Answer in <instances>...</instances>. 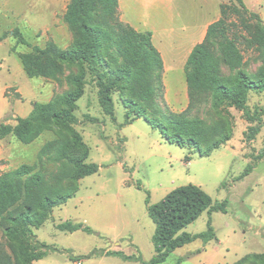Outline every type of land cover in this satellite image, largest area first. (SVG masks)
<instances>
[{"label": "rangeland", "instance_id": "1", "mask_svg": "<svg viewBox=\"0 0 264 264\" xmlns=\"http://www.w3.org/2000/svg\"><path fill=\"white\" fill-rule=\"evenodd\" d=\"M173 1L175 13L180 5L189 2ZM243 1L256 14L250 18L252 22L260 20L264 24V0ZM229 2L238 5L236 0L226 3ZM69 3L70 0H0V121L15 124L17 117L31 112L34 102H48L73 87L67 76L77 73V67H66L54 78H30L19 58L20 53L31 51L33 46L44 47L51 41L62 49L73 46L75 34L64 19ZM240 11L231 16L236 24L231 36L236 38L243 53L244 70L253 78H264V54L246 45L241 23L243 10ZM14 30L20 31L27 43H18ZM221 69L224 75L231 74L226 65ZM176 75L175 82L185 91L184 70ZM162 82L160 102L175 112L185 111L190 102L187 89L183 95L174 96L172 92L179 89L172 88L169 99L164 70ZM124 97L119 92L113 95V120L103 113L95 84L86 85L84 95L78 100L75 112L79 122L74 128L89 149L86 161L99 164L100 169L82 178L76 195L55 207L45 223L34 229L38 240L54 248L34 264H147L155 254L152 241L155 223L148 214V205L188 184L202 187L214 201L227 200V212L212 213L217 238L208 243L196 239L185 244L170 253L162 264H177L180 258H183L180 264H264V160L254 161L252 171L239 178L252 163L253 155L264 148V116L259 133L248 139L246 134L253 123L242 111L230 108L231 139L209 156H201L194 148L168 142L160 130L142 117L126 123ZM262 105L264 91H252L250 108ZM85 114L98 121L87 120ZM188 116L204 120L219 132L223 130L224 115L215 111L209 101L199 103ZM69 137V132L52 128L29 144L12 135L0 139V173L30 164L49 182H53L51 176L56 172L67 177L72 170L69 159L54 161L48 155L40 158L39 153L47 142ZM62 183L66 184L67 180ZM208 218L205 211L184 230L192 234L205 231ZM66 220L84 222L93 232L59 229L57 225ZM108 251L140 255L143 261L125 260L119 255L106 254Z\"/></svg>", "mask_w": 264, "mask_h": 264}, {"label": "trees", "instance_id": "2", "mask_svg": "<svg viewBox=\"0 0 264 264\" xmlns=\"http://www.w3.org/2000/svg\"><path fill=\"white\" fill-rule=\"evenodd\" d=\"M236 1L238 5L233 2L221 4L220 18L209 24L205 38L188 56L184 70L190 102L182 112L170 110L160 102L164 70L162 55L153 43L151 31H139L120 19L119 0H70L64 19L75 34L73 46L62 49L51 41L44 47L36 45L31 51L19 54L24 71L30 78H54L66 67H77L78 72L67 76L73 85L71 89L48 102H34L31 112L17 117L15 124L0 121V139L12 135L29 144L46 130L67 131L69 138L47 142L39 157L48 155L54 161L69 159L72 170L67 177L61 172L52 174L53 182L30 164H21L0 173V264H34L54 249L38 240L34 229L45 223L55 207L76 195L82 178L100 169L99 164L86 161L89 149L74 128L79 122L75 112L78 100L89 83H94L97 88L103 113L113 120V95L124 93L126 123L142 117L160 130L168 142L194 148L201 156H209L231 139L232 127L228 117L232 107L242 111L244 117L253 123L246 134L248 139L259 133L264 105L255 106L252 110L249 98L252 91H264V78H253L244 70L243 53L230 33L236 25L231 16L243 10L241 23L246 33L245 43L263 54L264 24L260 20L252 22L250 18L256 14L243 0ZM13 35L18 38V43H27L20 31L14 30ZM223 64L231 74L222 73ZM204 101H209L215 111L223 113L221 132L216 127L207 126L200 118L188 116L192 108ZM84 117L92 122L98 121L90 114ZM258 160H264V148L253 155L252 163L239 178L248 175L254 168L253 162ZM66 180L67 183L63 184ZM146 201L149 203V199ZM205 211L209 214L205 231L192 234L184 230ZM217 211L227 212V200L214 201L210 194L195 184L179 186L159 202L149 204L148 214L155 223L152 237L155 254L146 263L162 264L170 253L185 244L196 239L208 243L217 238L212 220V213ZM57 227L69 232H93L84 222L70 220L59 223ZM106 254L143 261L140 255H127L122 251H108ZM182 260L180 258L177 264Z\"/></svg>", "mask_w": 264, "mask_h": 264}, {"label": "crops", "instance_id": "3", "mask_svg": "<svg viewBox=\"0 0 264 264\" xmlns=\"http://www.w3.org/2000/svg\"><path fill=\"white\" fill-rule=\"evenodd\" d=\"M173 0H119L120 19L139 31L152 32L154 45L160 51L164 65V84L169 96L178 87V74L183 72L189 54L207 33L209 24L221 16V4L228 0H187L175 13ZM174 2V1H173ZM172 2V4H173ZM179 28V30H178ZM185 72V70H184ZM187 85V83H185ZM172 92L183 95L188 87ZM180 97V96H178ZM178 99L177 96L175 98Z\"/></svg>", "mask_w": 264, "mask_h": 264}]
</instances>
